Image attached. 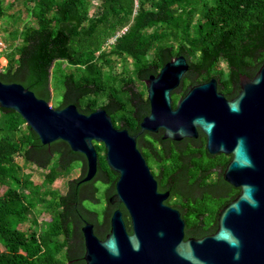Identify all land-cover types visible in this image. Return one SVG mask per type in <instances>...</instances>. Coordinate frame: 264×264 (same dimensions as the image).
Instances as JSON below:
<instances>
[{"label": "trees", "instance_id": "obj_1", "mask_svg": "<svg viewBox=\"0 0 264 264\" xmlns=\"http://www.w3.org/2000/svg\"><path fill=\"white\" fill-rule=\"evenodd\" d=\"M16 1L30 20L6 39L0 81L22 85L56 109L74 105L87 115L101 108L115 128L131 135L149 114L144 80L173 58L188 63L173 108L191 86L212 78L231 99L239 75L264 64V0ZM3 2L0 20L7 16ZM161 137L162 130L145 132L136 144L155 165L149 167L158 191L170 194L165 204L180 212L185 239L213 233L219 210L240 192L222 178L231 156L209 154L202 133L181 141ZM94 146L97 173L79 183L82 154L62 141L43 145L19 114L0 108V264H85L83 222L94 225L99 239L109 229L89 204L102 203L105 212L120 209L131 233L124 207L107 203L118 175L107 166L103 145ZM17 156L45 171L41 184L22 174ZM77 167L82 175L67 181L64 194L47 188ZM36 213L50 219L38 226Z\"/></svg>", "mask_w": 264, "mask_h": 264}, {"label": "water", "instance_id": "obj_2", "mask_svg": "<svg viewBox=\"0 0 264 264\" xmlns=\"http://www.w3.org/2000/svg\"><path fill=\"white\" fill-rule=\"evenodd\" d=\"M188 70L185 57L166 63L144 84L149 114L137 134L114 127L105 110L83 114L76 106L56 109L17 83L0 81V108L20 115L43 145L66 143L85 158V174L79 183L97 173L94 143L104 147L107 166L118 175L110 206L121 204L129 218L115 209L109 232L99 239L93 224L84 221L85 264H264V64L254 78L239 76V92L227 100L217 81L191 86L172 106L173 92ZM162 139L181 141L205 136L211 155H230L222 178L239 194L221 208L216 230L201 238H184L180 212L165 204L169 192L158 191L157 182L137 148L145 132Z\"/></svg>", "mask_w": 264, "mask_h": 264}, {"label": "rangeland", "instance_id": "obj_3", "mask_svg": "<svg viewBox=\"0 0 264 264\" xmlns=\"http://www.w3.org/2000/svg\"><path fill=\"white\" fill-rule=\"evenodd\" d=\"M4 7L6 8V17L2 20H0V41L3 43L4 48L2 52L0 53V71L5 67L6 65V60L4 59V56L9 52V49L7 48L6 39L10 37V33L13 30H21L26 23L30 20L28 13L26 12L25 7L21 3V1H16L13 2V0H4ZM11 5V6H10ZM20 40L18 39L17 42ZM4 60V61H3ZM220 67L225 68L224 64H221ZM119 69V68H117ZM173 97V94L171 95ZM49 105L53 108L54 104L51 101ZM15 161L21 166L22 168V174L23 175H28L30 176V179L33 181L35 184H41L43 180V173L45 171L38 169L36 166L31 165V164H24L22 159L20 157H15ZM150 167L152 169L155 167L153 162H149ZM81 174V169L80 168H74L69 175L66 177H59L57 178L54 183L51 186H48L50 190H56L60 194H64L66 192V183L68 180H73L76 179L80 176ZM5 190V187L0 186V196L3 194ZM90 208H93L97 210L100 214H102V211L105 208L104 204H99V205H87ZM35 221L38 226L41 225L42 222L48 221L50 219L49 214L47 213H36L35 214ZM21 229H26L27 225H22L20 226Z\"/></svg>", "mask_w": 264, "mask_h": 264}, {"label": "flooded vegetation", "instance_id": "obj_4", "mask_svg": "<svg viewBox=\"0 0 264 264\" xmlns=\"http://www.w3.org/2000/svg\"><path fill=\"white\" fill-rule=\"evenodd\" d=\"M260 68V67H259ZM258 68V69H259ZM258 69L257 70H255V71H253V73L250 75V76H248L250 79H252V78H254V76H255V74L257 73V71H258ZM240 76V75H239ZM216 80V79H215ZM217 88H218V84H217ZM239 89H240V87H239V77H238V81H237V84H235L234 85V90L236 91V93H235V95L231 98V99H233L237 94H238V92H239ZM227 99V98H226ZM231 99H227V100H231ZM84 174H85V171H84ZM82 175V173L80 174V176ZM79 176V177H80ZM84 176V175H83ZM78 177V178H79ZM115 210V209H114ZM114 210H112L111 212H105V211H103L102 212V214H101V216H100V221H101V225L102 226H104V227H108L109 228V225H110V218H111V214H112V212L114 211ZM123 219H124V217H123ZM92 224V223H91ZM93 228H94V225H93ZM108 232H109V229H108ZM108 232L105 234V236L108 234ZM212 234V233H211ZM210 235V234H209ZM207 236V235H206Z\"/></svg>", "mask_w": 264, "mask_h": 264}, {"label": "built area", "instance_id": "obj_5", "mask_svg": "<svg viewBox=\"0 0 264 264\" xmlns=\"http://www.w3.org/2000/svg\"><path fill=\"white\" fill-rule=\"evenodd\" d=\"M3 48H4V45H3V43L0 41V53L2 52Z\"/></svg>", "mask_w": 264, "mask_h": 264}, {"label": "bare ground", "instance_id": "obj_6", "mask_svg": "<svg viewBox=\"0 0 264 264\" xmlns=\"http://www.w3.org/2000/svg\"><path fill=\"white\" fill-rule=\"evenodd\" d=\"M4 61V60H3Z\"/></svg>", "mask_w": 264, "mask_h": 264}]
</instances>
